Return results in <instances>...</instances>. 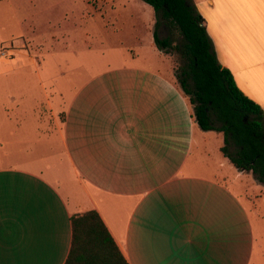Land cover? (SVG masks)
Returning a JSON list of instances; mask_svg holds the SVG:
<instances>
[{
  "label": "crops",
  "instance_id": "crops-1",
  "mask_svg": "<svg viewBox=\"0 0 264 264\" xmlns=\"http://www.w3.org/2000/svg\"><path fill=\"white\" fill-rule=\"evenodd\" d=\"M193 2L219 61L264 109V3ZM16 6L0 0V19ZM14 40L19 46L6 58L2 46ZM150 42L157 51L154 36ZM39 50L27 34L0 35V139L11 130L12 107H26L21 75L26 57ZM131 58L94 72L84 62L78 79L80 66L45 79L39 73L41 89L55 86V99L61 83L79 84L64 95L65 161L30 156L0 163V264H64L72 216L92 209L129 264H260L254 223L260 195L253 184L263 183L252 171L230 168L222 146V158L207 163L211 140L197 139L199 125L170 69L157 58L140 67L136 50Z\"/></svg>",
  "mask_w": 264,
  "mask_h": 264
},
{
  "label": "rangeland",
  "instance_id": "rangeland-1",
  "mask_svg": "<svg viewBox=\"0 0 264 264\" xmlns=\"http://www.w3.org/2000/svg\"><path fill=\"white\" fill-rule=\"evenodd\" d=\"M12 2L18 6L9 7L0 19V35L3 39L23 40L27 34L32 50L36 52L37 47H40L41 51L26 57V69L21 75L26 77V80H22L20 86L22 89L26 87L27 104L24 111L12 107L9 113L11 130L0 139V163H18L30 156L46 157L56 163L65 161L62 143L66 106L64 95L72 91L71 85L75 87L79 84L76 81L69 84V87L61 83L65 87L59 90L55 99V86L52 87L53 84L46 82L41 89L39 73L45 79L47 75H56L61 70L71 72L80 66L79 72L75 73V78L78 79V73L84 75V62H90V69L94 72L96 68H108L109 63L122 65L132 61L131 54L136 50L139 54L137 65L147 69L152 58H157L162 61V67L170 69L181 87L177 74L181 72L184 59L174 49L165 52L159 50L156 45L157 51L153 49L150 41L153 39L156 12L143 0ZM152 21L154 24L150 28L149 23ZM159 33L161 37H172L175 42L180 40L178 31L165 23L160 25ZM17 44L16 40L3 44L1 50L7 52L3 56L10 58V49L17 48ZM154 52L158 56L154 57ZM191 108L193 111L192 105ZM197 128V139L203 140L204 136H207L211 140L207 146L209 154H204L203 159L213 164L222 158L219 147L225 144V134L216 130L205 131L200 126ZM197 149L202 150L199 146H196ZM230 149L234 151L233 147ZM2 155L6 156L3 158ZM227 164L230 168H235L233 164ZM244 184L247 185L246 182ZM253 185L260 195L257 201L260 212L254 216V223L257 224V245L261 243L262 246L261 251L256 250V262L259 260L260 264H264V183Z\"/></svg>",
  "mask_w": 264,
  "mask_h": 264
},
{
  "label": "trees",
  "instance_id": "trees-1",
  "mask_svg": "<svg viewBox=\"0 0 264 264\" xmlns=\"http://www.w3.org/2000/svg\"><path fill=\"white\" fill-rule=\"evenodd\" d=\"M143 1L156 12L153 36L157 48L165 52L174 49L184 59L177 79L196 122L203 130L223 132L224 155L236 168L252 171L264 183V109L241 90L231 70L219 61L195 3ZM162 23L178 31L179 42L160 36ZM71 223V248L64 264H129L97 210L75 214Z\"/></svg>",
  "mask_w": 264,
  "mask_h": 264
},
{
  "label": "snow or ice",
  "instance_id": "snow-or-ice-1",
  "mask_svg": "<svg viewBox=\"0 0 264 264\" xmlns=\"http://www.w3.org/2000/svg\"><path fill=\"white\" fill-rule=\"evenodd\" d=\"M261 3H264V0H260Z\"/></svg>",
  "mask_w": 264,
  "mask_h": 264
},
{
  "label": "built area",
  "instance_id": "built-area-1",
  "mask_svg": "<svg viewBox=\"0 0 264 264\" xmlns=\"http://www.w3.org/2000/svg\"><path fill=\"white\" fill-rule=\"evenodd\" d=\"M2 54H6V52L4 51V52H2Z\"/></svg>",
  "mask_w": 264,
  "mask_h": 264
}]
</instances>
